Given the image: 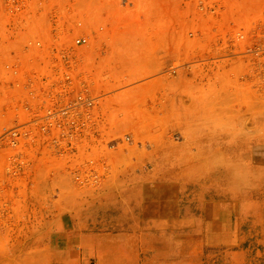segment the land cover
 Instances as JSON below:
<instances>
[{
	"label": "rangeland",
	"instance_id": "374dc122",
	"mask_svg": "<svg viewBox=\"0 0 264 264\" xmlns=\"http://www.w3.org/2000/svg\"><path fill=\"white\" fill-rule=\"evenodd\" d=\"M0 264H264V0H0Z\"/></svg>",
	"mask_w": 264,
	"mask_h": 264
},
{
	"label": "built area",
	"instance_id": "2783aa9c",
	"mask_svg": "<svg viewBox=\"0 0 264 264\" xmlns=\"http://www.w3.org/2000/svg\"><path fill=\"white\" fill-rule=\"evenodd\" d=\"M87 42V39L86 38H79L76 40V44H85ZM5 134H8L9 135V139L11 140V142L13 144H17V135H18V132L14 129H10L8 130ZM3 134H1L2 136ZM10 135H11V138H10Z\"/></svg>",
	"mask_w": 264,
	"mask_h": 264
}]
</instances>
